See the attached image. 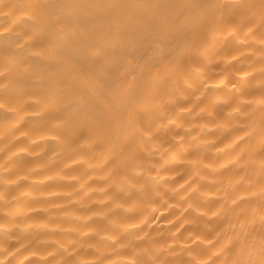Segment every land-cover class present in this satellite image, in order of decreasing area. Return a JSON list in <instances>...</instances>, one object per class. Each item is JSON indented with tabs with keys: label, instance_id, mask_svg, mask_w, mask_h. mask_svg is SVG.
<instances>
[{
	"label": "clouds",
	"instance_id": "1",
	"mask_svg": "<svg viewBox=\"0 0 264 264\" xmlns=\"http://www.w3.org/2000/svg\"><path fill=\"white\" fill-rule=\"evenodd\" d=\"M0 264H264V0H0Z\"/></svg>",
	"mask_w": 264,
	"mask_h": 264
},
{
	"label": "bare ground",
	"instance_id": "2",
	"mask_svg": "<svg viewBox=\"0 0 264 264\" xmlns=\"http://www.w3.org/2000/svg\"><path fill=\"white\" fill-rule=\"evenodd\" d=\"M51 150V149H50ZM165 219H167V217H165Z\"/></svg>",
	"mask_w": 264,
	"mask_h": 264
}]
</instances>
